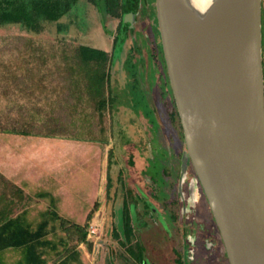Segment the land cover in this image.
Masks as SVG:
<instances>
[{"label": "rangeland", "instance_id": "rangeland-1", "mask_svg": "<svg viewBox=\"0 0 264 264\" xmlns=\"http://www.w3.org/2000/svg\"><path fill=\"white\" fill-rule=\"evenodd\" d=\"M138 16L137 29L127 41L126 35L123 37L114 58L111 55L119 17L107 13L101 16L88 0H80L57 22L40 21L38 30L23 24L0 25V124L49 135L65 146L72 204L55 201L61 217L83 226L95 203L100 204L90 223L96 234L89 238V244L77 248L83 264H126L130 256L121 243L125 241L124 213L134 207V243H139L143 263L228 264L213 217L206 211L208 204L191 202L188 182L180 188L175 185L173 191L168 189L169 195L164 193V181L167 184L171 174L173 178L179 175L180 156L186 160L182 152L187 149L179 117L170 118L171 111L175 114L174 103L170 88V95L164 88V69L156 56H152L156 67L153 93L140 75L152 64L153 46L144 26L151 21L146 20L142 8ZM138 32L146 39L144 45L136 36ZM80 46L104 50L112 58L110 100L103 113L97 109L77 62ZM159 49L162 52L161 46ZM161 64L164 68L163 55ZM154 78L151 75V81ZM110 151L112 164L108 169ZM169 151L175 162L170 160ZM164 157L168 160L163 162ZM188 175L194 178L192 168ZM26 204L30 208L34 205L27 216L34 227L42 220L40 213L54 208L49 200L31 199ZM51 227L48 239L66 237L59 221H52ZM68 245L73 247L76 241L68 240ZM58 250L60 254L47 255V264L63 258L61 245ZM7 258L12 264L17 255Z\"/></svg>", "mask_w": 264, "mask_h": 264}, {"label": "water", "instance_id": "water-1", "mask_svg": "<svg viewBox=\"0 0 264 264\" xmlns=\"http://www.w3.org/2000/svg\"><path fill=\"white\" fill-rule=\"evenodd\" d=\"M156 10L188 158L229 264H264L263 0H156Z\"/></svg>", "mask_w": 264, "mask_h": 264}, {"label": "trees", "instance_id": "trees-1", "mask_svg": "<svg viewBox=\"0 0 264 264\" xmlns=\"http://www.w3.org/2000/svg\"><path fill=\"white\" fill-rule=\"evenodd\" d=\"M80 0H0V25L5 24H23L28 29L38 30L40 21L57 22L65 14L70 12ZM98 9L101 16L105 13L112 16H121L131 12L135 4V0H124L120 4V0H88ZM104 21V20H103ZM124 28V29H123ZM126 30V24H122V31ZM118 41L115 39L114 44ZM264 45V32H263ZM76 59L79 67L84 73L87 80V88L92 97L97 102V109L103 113L106 111L110 100V68L112 58L104 50H97L87 46H80L76 50ZM0 132L23 135V136H43L24 128L3 127L0 124ZM112 153L108 156V169L111 167ZM108 190L111 187V176L108 174ZM100 208L98 202L87 216L85 225H79L61 217L55 210L49 212V218L53 221H59L60 227L66 233V237L61 238L62 245L65 246L64 256L57 264H83L80 259V253L77 250L80 244H89L88 230L90 223ZM6 209H0V264H6L4 260V252L10 248L21 249L23 256L15 264H44V252L42 249L46 247L57 248L52 240L47 238L49 221L45 220L37 228L28 222L26 213L17 217H11L7 214ZM120 239L118 233L115 234ZM124 236L125 241H121L125 246L129 258L126 264H145L140 261L142 251L139 250V243H134L135 232L133 226V215L128 210L124 213ZM68 240L76 241V245L70 247ZM138 248V250H135ZM142 249V248H141ZM183 264V262H180Z\"/></svg>", "mask_w": 264, "mask_h": 264}, {"label": "crops", "instance_id": "crops-1", "mask_svg": "<svg viewBox=\"0 0 264 264\" xmlns=\"http://www.w3.org/2000/svg\"><path fill=\"white\" fill-rule=\"evenodd\" d=\"M66 149L62 144L57 143L56 139L42 136H23L8 133L0 134V209L7 212L11 217L19 215H29L34 209L26 204L28 200L36 201L49 200L54 208L48 209L40 215L42 220L34 227L37 228L43 221L48 220L51 230V220L49 212L55 210V201H63L64 204L71 205V180H67ZM59 214V213H58ZM55 222V221H54ZM57 222V221H56ZM48 236V235H47ZM53 241V240H52ZM57 248L46 247L44 252L45 263L47 255L50 253L60 254L58 248H63L62 241H53ZM16 254L17 263L23 256L22 250L12 248L3 254L6 264L7 256ZM62 260V259H61ZM60 260V261H61ZM58 261V262H60ZM57 262V263H58ZM55 263V264H57Z\"/></svg>", "mask_w": 264, "mask_h": 264}, {"label": "flooded vegetation", "instance_id": "flooded-vegetation-1", "mask_svg": "<svg viewBox=\"0 0 264 264\" xmlns=\"http://www.w3.org/2000/svg\"><path fill=\"white\" fill-rule=\"evenodd\" d=\"M123 2H124V0H120L119 3L123 4ZM149 7H150V9H149ZM151 7L154 8V11L152 13L150 12L151 11ZM141 8H142L143 12L146 13V20L148 21L150 19V21H151V25L145 24L144 26L147 27V32H148L147 34H149V36H150V41H151V44L153 46V49L150 50L151 63L152 64H150V65L148 64V66H147V70L148 71L145 72L146 75L143 73L144 72L143 69L141 70L140 75H141L143 80L146 79L147 82H149L148 84L151 86V90H152V93H153L154 89H155V86H156V84H155L156 79L154 78V74L153 73L156 71V67H155V64H153L152 56H153V58H154V56H156V59L158 60V63L160 64L161 68L164 69V88H165L167 94H168L167 87L170 88V93H171V96H172V102L174 103V108H175V114L171 111L170 118L174 119L176 117H179V113H178V109H177V106H176V102H175V98H174V95H173V91H172V88H171V84H170V80H169V76H168L167 64H166L165 55H164V52H163L162 39H161V34H160V30H159V25H158V18H157L156 0H135V4L132 7L131 12L126 13V14H124V12H123L121 14V16H118L119 17V24H118L117 33H116V36H115L114 39H117V41H119L120 36L123 34L124 36L126 35V41L128 40V38L130 37V34L133 33L135 29H137V25L139 23V16L138 15H139V12L141 11ZM128 15H130L129 19H131V23H127L126 24V30H124V33H123V32H121L122 31V24L124 23L125 16H128ZM136 36L141 39L143 45L146 43V39L145 40L143 39V36H142L141 33H139V32L136 33ZM160 46H161L162 52H160V49H159ZM115 47H116V45L114 44L113 53L111 55L112 58H114V54L116 53L115 52ZM161 55H163V59H164V68H163V65L161 64ZM131 56H133L132 52H130V56H129L130 60H131ZM129 59H127V60H129ZM141 65H143V64H140L139 71H140V68L142 67ZM151 75L154 78L153 81H151ZM160 78H163V77L160 76ZM144 95H146V94H144ZM168 95H170V94H168ZM151 114H152V117L154 119V112L152 110H151ZM179 119H180V117H179ZM180 122H181V120H180ZM157 128L158 127L156 126V129ZM181 130L183 132V127H182ZM182 135H183V140H184V146H186L185 139H184V132H183ZM166 151L168 152V150H166ZM168 154L170 156V160L174 161L173 158H176V157H174V155L170 154V151H169ZM182 155H184L187 159L184 160L183 158H181L182 156H180L179 166H178L179 170H180V173H178L179 174L178 176L173 178V175L171 174V172H169L171 174L170 178H172V180L169 181V179L165 178V180L167 179L169 181V183H167L168 184L167 185L166 184L167 181H164V183H165V185H164V187H165L164 188V193L169 195L168 189H172V191H173V187L175 185H177L178 188H180L181 184L184 186L188 182V184L190 186L189 192H190L191 197H192L191 202L192 203L196 202V204L199 205L200 203H203L205 201L208 204V201H207V199H206V197L204 195V192H203V189H202L201 184L199 182V179H198V177H197V175L195 173V170H194V168H193V166L191 164V161L188 158L187 150L182 152ZM161 160L164 162V160H168V159L166 157H164V159L161 158ZM176 161H178V160H176ZM191 168L194 170L195 175H194V178L189 179V177L187 178L186 176H189L188 173H189ZM167 173H168V171H166V169L164 168L165 177H166ZM180 199L182 201V198H180ZM206 211L208 213H210L211 217H213L211 209L209 207V204H208V207H207ZM130 212L133 215V217H135L136 208L134 207L133 211L130 210ZM172 218H174V214H173ZM213 223H214V227L217 228V231H218V233L220 235L219 229H218L217 225L215 224L214 218H213ZM220 242H222L221 236H220ZM222 244H223V242H222ZM223 248H224V245H223ZM224 251H225V248H224ZM225 255H226V251H225ZM226 258H227V255H226ZM183 264H185V263H183ZM228 264H229V261H228Z\"/></svg>", "mask_w": 264, "mask_h": 264}, {"label": "built area", "instance_id": "built-area-1", "mask_svg": "<svg viewBox=\"0 0 264 264\" xmlns=\"http://www.w3.org/2000/svg\"><path fill=\"white\" fill-rule=\"evenodd\" d=\"M97 230L95 229L94 225H90V228L88 230V241L89 238L93 236V234H96Z\"/></svg>", "mask_w": 264, "mask_h": 264}, {"label": "clouds", "instance_id": "clouds-1", "mask_svg": "<svg viewBox=\"0 0 264 264\" xmlns=\"http://www.w3.org/2000/svg\"><path fill=\"white\" fill-rule=\"evenodd\" d=\"M211 3H212V0H209V4L211 5Z\"/></svg>", "mask_w": 264, "mask_h": 264}]
</instances>
